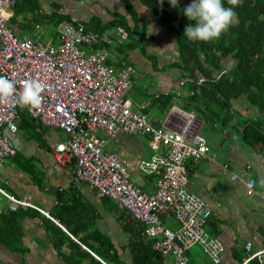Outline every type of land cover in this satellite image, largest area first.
I'll list each match as a JSON object with an SVG mask.
<instances>
[{
  "label": "crops",
  "instance_id": "crops-1",
  "mask_svg": "<svg viewBox=\"0 0 264 264\" xmlns=\"http://www.w3.org/2000/svg\"><path fill=\"white\" fill-rule=\"evenodd\" d=\"M179 2L190 4L192 0H177ZM65 15H74L86 26L109 34H113L118 25L128 28L127 43L105 49L107 62L115 70L122 63H128L136 70V82L130 87L135 91L129 96L126 94L132 108L146 112L155 126L168 128H174L172 122L178 113H196L198 132L210 147L206 158L186 162L190 175L187 187L212 207L205 228L225 247L224 258L219 264H240L236 259L238 254L244 257L250 253L263 255L264 133L251 141L241 135L245 118L249 122L253 118L257 120L255 108L237 100L233 104L237 112L236 125L223 126L220 119H216L215 123L205 127L206 119L203 120L202 115L185 102L192 80L189 71L183 69L176 33L157 22L141 0H21L9 11L8 21L17 36L38 37L50 45L57 44L58 16ZM181 81H185L184 85H180ZM147 101L150 105L141 108ZM203 116L208 118L207 108ZM16 124L17 129L11 134L16 156L5 159L0 166V186L3 189L6 186L5 190L17 198L26 197L41 214L59 213L63 209L64 216L66 211L69 213L74 209L80 216L81 210L89 207L93 210L96 228L116 246L127 245L135 236L134 228L138 227L127 226L132 223L127 212L119 209L113 200L100 196L87 182L75 180L73 163L63 166L55 161L54 147L65 139V133L45 127L25 109L20 111ZM97 134L107 141L104 151L115 153L124 161L130 183L153 193L156 175L140 170L141 162L156 151L149 136L119 133L107 138L103 131ZM250 177L255 181L256 194L252 195L246 193L244 184ZM8 205L14 204L6 197H0V207ZM52 221L68 233L57 219ZM163 222L166 227L175 229L177 226L173 219L163 218ZM27 224L23 237L25 254L0 244V264H52L56 260L55 250L45 236L40 220L35 217ZM247 242L251 243L250 250L245 248ZM122 254L129 258L126 250ZM186 255L189 264H214L195 244L189 246ZM165 262L173 264L174 259L170 255Z\"/></svg>",
  "mask_w": 264,
  "mask_h": 264
},
{
  "label": "built area",
  "instance_id": "built-area-1",
  "mask_svg": "<svg viewBox=\"0 0 264 264\" xmlns=\"http://www.w3.org/2000/svg\"><path fill=\"white\" fill-rule=\"evenodd\" d=\"M19 1L0 0V76L12 80L17 91L23 80L32 78L39 79L46 88L38 110L0 104V166L16 153L11 134L17 129L20 111L25 109L45 127L65 133V139L54 147L55 161L63 166L73 163L75 180L87 182L100 196L110 198L140 222L145 236L152 239L153 250L164 258L171 255L173 264H188L184 251L198 244L214 264H219L225 247L204 229L212 207L187 187V160L204 159L209 151L206 138L198 132L195 114L178 113L172 122L174 128H168L155 126L146 112L132 108L125 93L134 83L136 70L128 63L115 70L107 62L105 49L128 39L125 26L118 25L109 34L86 26L71 15L56 25L57 44L47 45L38 37H19L13 32L9 11ZM204 80L203 76L198 77L196 83ZM184 83L181 81L180 85ZM149 104L147 101L141 108ZM98 131L107 138L119 133L149 136L156 151L141 162L140 170L156 175L153 193L130 183L124 161L117 154L104 151L107 141L98 136ZM244 184L248 195L256 194L253 178L244 180ZM0 194L12 204L38 210L26 197L17 198L1 186ZM162 215L174 217L179 227H164ZM245 248L250 250L251 243L247 242ZM259 254L250 253L240 264Z\"/></svg>",
  "mask_w": 264,
  "mask_h": 264
},
{
  "label": "trees",
  "instance_id": "trees-1",
  "mask_svg": "<svg viewBox=\"0 0 264 264\" xmlns=\"http://www.w3.org/2000/svg\"><path fill=\"white\" fill-rule=\"evenodd\" d=\"M141 1L150 9L157 22L171 31L174 30L177 35L183 69L189 71L192 80L190 89L194 92L191 95L186 94L187 104L193 105V109L202 116L207 108L210 123L220 119L223 126H229L237 124V112L233 104L240 100L238 103L250 105L257 112V120H243L245 127L242 128V138L248 141L259 138L258 135L264 133V0H242L234 9L237 14L235 22L219 38L208 42L190 41L184 35L185 27L194 24L183 15V9L189 3L179 2L174 8L169 0H163L162 4L160 0ZM223 3L228 6L227 0H223ZM58 17L57 23L70 16ZM129 37L130 33L123 44L129 41ZM201 76L205 80L197 84L196 79ZM260 125H263V128ZM187 175L189 180L188 171ZM4 188L7 190L6 186ZM0 197L4 196L0 194ZM14 205L0 207V244H4L11 251L25 254L27 249L23 246V237L28 227L27 221L37 217L40 224L42 223L45 236L55 250L56 260L52 264H168L159 252L152 249V239L145 236L144 226L133 218L130 219L132 223L125 224L138 226L134 228L135 236L127 245L116 246L108 236L96 228L95 216L89 207L82 209L80 216L75 213L78 210L74 209L69 213L66 211L64 216L63 209H60L59 213H49L65 226L69 235L36 209ZM73 213L75 215L72 218L70 216ZM68 216L69 219H66ZM163 218L173 219L177 224L176 228L179 227V222L174 217L162 215V223ZM207 222L204 224L205 231ZM188 248L184 255L189 264L186 255ZM125 250L128 259L123 257L122 252ZM244 258L243 254L236 256L239 262ZM246 264H264V254L254 256Z\"/></svg>",
  "mask_w": 264,
  "mask_h": 264
},
{
  "label": "clouds",
  "instance_id": "clouds-1",
  "mask_svg": "<svg viewBox=\"0 0 264 264\" xmlns=\"http://www.w3.org/2000/svg\"><path fill=\"white\" fill-rule=\"evenodd\" d=\"M160 3L162 4L163 0H160ZM169 3L172 7H177V0H169ZM241 3L242 0H227L226 7L223 0H192V3L183 9V15L194 24L185 27L184 35L190 41L208 42L219 38L235 22L237 14L234 9ZM45 88L46 85L43 82L32 78L23 80L20 90L17 91L12 80L6 76H0V104L12 107L19 104L30 110H38L43 101L42 93Z\"/></svg>",
  "mask_w": 264,
  "mask_h": 264
},
{
  "label": "rangeland",
  "instance_id": "rangeland-1",
  "mask_svg": "<svg viewBox=\"0 0 264 264\" xmlns=\"http://www.w3.org/2000/svg\"><path fill=\"white\" fill-rule=\"evenodd\" d=\"M46 42H48V41H46ZM183 64V63H182ZM118 70V69H117ZM137 76L138 75H136V78H137ZM136 78H135V82H136ZM143 81H145L144 79L142 80V83H143ZM133 91H135L133 88H130V92H129V90L126 92V94L129 96L130 94H131V92H133ZM136 91H140V90H136ZM186 103L188 102V101H185ZM191 107H193V105H190ZM196 112H197V110H196ZM203 117V120L204 119H206V125H205V127L206 126H208V125H210L211 123H210V121H211V118H207V116H202ZM213 120H216L215 118H212ZM203 130L205 131V129L203 128ZM51 217V216H50ZM197 245L198 244H195V246L197 247ZM199 246V245H198ZM200 247V246H199ZM201 248V247H200ZM194 249V247H191V250H193Z\"/></svg>",
  "mask_w": 264,
  "mask_h": 264
}]
</instances>
